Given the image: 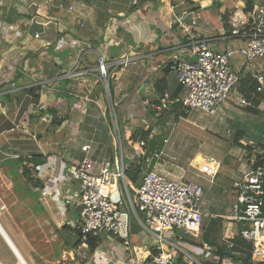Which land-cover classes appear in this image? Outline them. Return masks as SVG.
Listing matches in <instances>:
<instances>
[{
    "label": "crops",
    "instance_id": "1",
    "mask_svg": "<svg viewBox=\"0 0 264 264\" xmlns=\"http://www.w3.org/2000/svg\"><path fill=\"white\" fill-rule=\"evenodd\" d=\"M56 1L73 5L75 16L84 23V27H79L72 17L60 14L59 23L64 28V33H59L56 26L49 25L45 29L31 26L22 34L18 29L24 28L27 16L17 12L16 8L5 6L2 9L7 15L6 24L9 29L0 31V166L18 163V175L30 188L28 195L34 198L39 194L35 212L39 210L38 214L44 218L43 224H48L51 228L48 230L50 241H56L55 245L51 246L56 253L55 258L49 259L66 260L68 255L71 260H80L81 258L74 254L78 246L76 227L79 214L76 209L64 205L63 194L77 188V183L66 174L68 168L77 165L85 157L81 147H89V157L97 170L103 161L113 160L116 156L123 157V144H126L127 133L151 131L148 140H152L154 137H161L156 133L159 127L169 131L171 135L173 126L180 120H186L191 114L183 110L186 116L176 120L172 114L176 106L172 110L164 109L159 115L155 110L164 93L171 96L185 94V89L178 85L175 75L169 69V63L174 56L183 55L188 59L190 57L183 32L175 23V17L184 16L187 23L194 20L196 34L206 39L212 50H236L245 42L242 38L229 37L225 24L228 13H235L239 19L249 17L264 0ZM14 31H18L17 38ZM35 32L41 34L40 39L33 38ZM11 36L13 42L10 40ZM79 50L82 53L81 61L75 63ZM2 56L9 58V63H2ZM126 56L130 61L120 71L116 62ZM100 58L106 67L107 79H103L98 71ZM261 62V59L255 61L256 69H259ZM230 64L231 69L239 75V82L231 97L217 112L227 117L229 111L243 108L249 111L247 114H252L251 119L258 114L264 115V92H257V83L246 71L244 59L235 55ZM118 88L121 92H117ZM122 94H126V97L122 98ZM242 99L249 103V106L241 105ZM120 119L123 122V135L119 130ZM239 133L242 139L235 144L236 147L251 149L253 153L254 150L264 153L262 146H256L244 132ZM164 140H167L166 144L154 143V148L149 150L148 142L138 138L136 147L138 148L137 144L140 142L143 143L142 147L135 148V158L129 155L122 160L125 167L130 162L137 163L142 155L149 158L152 153L162 151L161 160L145 163L147 170L144 169L142 175L154 169L171 180L194 182L188 173L164 159L167 157L164 151L170 136H166ZM231 156L234 157V154ZM252 157L253 154L245 164L240 161V164L226 161L234 167L229 176L231 189L221 187L218 196L225 197L230 207L221 210L210 200H204L202 207L205 227L211 224L214 228L222 229L221 240H228L226 243L232 244L233 248L237 246L235 252H225L223 257L210 255L207 257L209 260H205V254L201 253L202 245H211L216 249L217 247L202 239L200 229L196 233L191 231V234H187L194 242L185 240L179 233L181 230H173L169 233L170 238L166 237V240L169 243L168 249L175 253L178 261H182L186 253L205 263L229 264L227 262L231 261L230 258L241 260V256H244L248 249L250 258L247 255L244 257L251 264L258 263L251 259L252 246L250 250L247 248V245L251 244L244 245L238 241H242L238 236L242 225L229 220L231 206L235 201L234 184L240 180L249 161L256 160L255 155ZM172 159L176 160V157L173 156ZM206 159L208 161L204 163ZM224 162L198 152L193 155L192 160L189 159L188 166L198 171L201 165L219 164L216 177L212 181L209 179V183L213 184ZM172 168L178 171L175 173ZM197 175L196 173L195 176L198 177ZM3 177L6 178L4 175ZM7 180V184L11 185L9 178ZM35 183L37 186H34ZM125 184L122 181L118 184L119 190L120 186L123 188L119 193L122 199L129 193L130 182L126 178ZM129 195L131 196L130 193ZM211 195L210 192L207 193V197L212 198ZM7 203L1 195L0 251H5L10 257L14 256L18 264L20 261L25 262L24 264H34L32 257L26 254L18 225L16 222L12 223L11 218L15 211L9 208ZM20 210L25 211L24 208ZM31 211L27 210V213ZM211 220L215 222L211 223ZM133 224L138 230L144 229L134 219L131 220L130 227ZM138 234L140 246H132L131 237L137 233L130 234L131 249L138 257H143L150 254V249L143 244L147 242L143 232ZM222 234L220 232V236ZM6 237L23 260L20 257L17 259ZM230 240L238 245L234 246ZM183 245L191 250H186ZM154 246L156 248V243ZM95 248L101 250V243ZM101 251L117 264L128 260L122 259L124 252H127L123 246L116 255L118 261L121 259L120 263L111 257L109 249ZM125 257L127 258V253ZM213 257L216 258L215 261ZM91 260L92 256L89 254L86 262Z\"/></svg>",
    "mask_w": 264,
    "mask_h": 264
},
{
    "label": "built area",
    "instance_id": "2",
    "mask_svg": "<svg viewBox=\"0 0 264 264\" xmlns=\"http://www.w3.org/2000/svg\"><path fill=\"white\" fill-rule=\"evenodd\" d=\"M5 6L16 8L17 12L27 16L24 28L18 29L22 34L31 26L45 29L49 25L56 26L59 33H64L65 30L59 23L60 14L72 17L79 27H84V23L75 16L74 6L61 1L0 0L1 32L9 29L6 24L7 15L2 12ZM175 23L183 32L190 57L188 59L183 55L174 56L169 63V69L175 75L178 85L185 89V94L171 96L164 93L155 107L158 115L164 109L172 110L175 106H181L186 113L197 111L215 116L239 82V75L231 69L230 64L235 55L244 59L246 71L257 83V92H264V1L249 17L239 19L235 13H228L225 24L229 37L242 38L245 42L236 50H212L207 40L196 34L194 20L187 23L184 16H179L175 17ZM17 32L14 31L16 38ZM40 36L39 32L33 34L35 40L40 39ZM10 40L13 42L12 36ZM81 56V51H77L75 63L81 61ZM258 59L262 62L259 69H256L254 63ZM8 60L6 56L1 57L4 64L9 63ZM129 61L130 58L126 56L116 62V67L122 71ZM98 71L103 79H107L108 74L101 58ZM117 92H121V89L118 88ZM124 97L126 94H122V98ZM240 104L249 106L243 99ZM166 143L167 140H164L163 144ZM142 144L140 142L137 145L142 147ZM81 151L85 157L77 165L68 168L66 174L77 183V188L63 194L64 205L76 209L79 214L76 227L79 244L74 250L76 256L86 261L91 254L92 260L89 264H117L112 262L105 252L98 248L90 250L86 246L90 239L107 235L119 239L127 251L128 260L120 264H205L177 247L185 254L183 260L178 261L175 253L168 251L169 243L165 237L173 230L191 234L192 229H200L204 206V189L201 185L190 181L171 180L153 169L142 175L134 198L126 191L129 200L127 204L121 198L118 187L120 181L125 184L126 167L121 157L103 161L96 170L95 163L89 157V147L82 146ZM254 151L255 156L263 154V151ZM162 157L163 153L160 151L152 153L149 158L144 157V160L145 163H150L152 160L159 161ZM255 162V159L249 161L240 180L234 184L235 201L231 206L229 220L242 225L238 236L251 244V259L264 263V170L262 167L255 168ZM218 168L219 164L215 163L201 165L197 176L202 174L210 177L212 181ZM131 217L153 235L156 241L155 249L159 252L157 255L138 257L131 249ZM228 248L232 249L233 245L228 244ZM201 250L205 254V260H209L207 257L218 252L215 247L207 244L202 245ZM213 258L215 261L216 258Z\"/></svg>",
    "mask_w": 264,
    "mask_h": 264
},
{
    "label": "rangeland",
    "instance_id": "3",
    "mask_svg": "<svg viewBox=\"0 0 264 264\" xmlns=\"http://www.w3.org/2000/svg\"><path fill=\"white\" fill-rule=\"evenodd\" d=\"M233 91H231L229 98L233 94ZM189 116L186 120H180L178 123H176L173 126V131L171 135H169V131H165L162 128L157 127L158 135L161 136L157 137L156 140L158 143H161V139L163 140L166 138V136H170V141L168 146L165 148V154L167 157H164V159L170 161V163L173 166H176L177 168H180L181 170H184L185 173H188L190 177H192V180L194 182H197L201 185H203L204 189V200H210L213 205L218 206L221 210H227L230 205L229 201L226 200L225 197L218 196L220 194V188L221 187H227L231 189V182L229 180V176L231 171L233 170V166L227 163L226 161H231L235 163L241 162V164H245L246 160L249 159V157L254 153L251 152V149H239L236 147V145L233 143V140L237 136L239 132H244L252 141L253 143L260 147L262 146L264 148V115L258 114L255 115L254 118L251 119V115L247 114L249 111H246L245 109H237L235 108L233 111H229V114L227 117L223 116L220 113H216L215 116H209L205 113H200L197 111L190 112ZM118 119V117H117ZM164 126V121L162 119ZM120 134L123 135V122H121L120 119V125H119ZM248 142V141H247ZM246 143V142H245ZM248 145V144H247ZM248 147V146H246ZM259 149V148H258ZM261 150V149H259ZM258 151V150H257ZM202 152L206 156H213L214 159L225 161L220 169V173L215 179V183L211 184L209 183L210 177L205 175H200L198 177L195 176V174H198V171L195 168L188 166L189 159H193V155L195 153ZM123 157L121 159H125L127 156H135L136 157V149L130 148L127 146V144H123ZM231 154H234V157L231 156ZM175 156L176 160L172 159V157ZM134 157V158H135ZM252 157V158H253ZM240 161V162H239ZM169 163V165H170ZM170 168V167H169ZM173 171L176 173L178 170L176 168H172ZM147 170V167H145V170ZM19 174V165L18 163H12V164H5L0 166V196L4 197L7 205H9V208H13L15 211V214H13V217L11 218L12 223H15L18 225V232L21 235V238H23V244L24 249L26 251V254L29 257H32L34 264H89L83 259H77V260H71V258L67 255L66 260H57L53 261L55 258L54 251L52 250L51 246L55 245L52 241H50L49 238V225L44 223V218L38 214L39 210L35 212L36 203L38 196H35L32 198L29 196V186L28 183L20 178ZM6 176V178L3 177ZM195 176V177H194ZM12 182L11 185L7 184L8 180ZM215 178V177H214ZM121 192L123 191L122 186H120ZM119 190V193H120ZM210 192L212 195V198L209 196L207 197V193ZM132 198H134V195H132ZM124 202L129 204L128 196L126 195V198L124 196ZM135 202V201H134ZM211 204V205H212ZM20 208H24L25 211L20 210ZM65 208V207H63ZM17 209V210H15ZM27 210H32L30 213H27ZM38 214V215H37ZM136 225H132V227ZM51 229V228H50ZM143 232V237L147 238V242L143 243L147 246V248L151 250L155 249V238L152 234L147 232L144 229H139L135 232L137 235L131 237L132 238V246H140V239H139V232ZM193 233H196L197 230L192 229ZM23 235H22V233ZM63 232H67L63 230ZM172 232V231H171ZM170 232V233H171ZM212 232H215V236L210 235L209 244H214V246L219 248L221 250L227 253H234L236 250L235 248H228V240L223 241L221 240L222 229L215 228L212 229ZM221 232V236H220ZM181 235H184L185 240H188L189 242H194V240L190 237L185 235L183 232L179 231ZM63 234V233H62ZM134 233H132L133 235ZM182 235V236H183ZM65 236V235H64ZM67 237V236H66ZM165 237H169V233L165 235ZM58 241V240H57ZM242 244H246L248 242L244 240H238ZM60 242V241H59ZM233 242V240L229 241ZM53 243V244H52ZM207 243V242H206ZM234 246L235 244L238 245L236 242H233ZM244 244V245H245ZM122 242L119 241L117 238L102 235L101 236V250H107L109 249L112 254V258L115 261H118L117 258V252L121 249ZM183 247L190 251L188 247L183 245ZM235 249V250H234ZM138 254L140 253V250L138 249ZM168 251L172 253L171 249L169 248ZM5 252V251H4ZM2 253L0 251V264H18L17 260L14 256H8V254ZM126 254V252H124ZM201 253H203L201 251ZM122 257V259L127 260V258ZM248 255V249L244 252V256ZM244 256H241V260H234V258H230L231 261H226L229 264H251L248 262V259ZM53 258V259H49ZM246 259V260H245ZM222 260V259H221ZM121 262V259L119 258L118 263ZM124 262V261H123ZM202 263H204L202 261ZM217 264V263H212ZM221 264V263H220ZM254 264H262V263H254ZM264 264V263H263Z\"/></svg>",
    "mask_w": 264,
    "mask_h": 264
},
{
    "label": "trees",
    "instance_id": "4",
    "mask_svg": "<svg viewBox=\"0 0 264 264\" xmlns=\"http://www.w3.org/2000/svg\"><path fill=\"white\" fill-rule=\"evenodd\" d=\"M258 95V94H257ZM172 114H174L175 119L177 120L180 117H185L186 114L184 113L183 109L181 108V106H176V108H174V110L172 111ZM150 132L151 131H145V132H140V133H127V139H126V144L128 147L130 148H136V142L138 140V138H140V140L144 141V142H148V145L150 146L149 150H152L154 148V143H158V141L156 140V137L152 138V140H148V137L150 136ZM161 138V137H160ZM242 139V135L237 134V136L234 139V144H237L238 141H240ZM161 145L163 144V140L161 139ZM148 150V148H147ZM144 156L142 155L141 158L139 159V161L136 162H130L128 163L124 174H125V178L130 182V185H128L129 188V193L132 195H134L136 187L139 185L141 177H142V172L145 169V160H144ZM255 168L256 167H262L264 170V153L263 155H259L256 156V162H255ZM34 186H37V183H35ZM131 220H133V217H131ZM214 220H211V223H214ZM134 225V224H133ZM212 229L214 230V226H212L211 224H208V227H205V225L203 224V221L201 223L200 226V230L202 231V239L207 242L210 243L209 237L210 235L215 236V232H212ZM138 230L137 226H131L130 227V234L134 233ZM183 235V234H182ZM187 235V234H186ZM184 236V235H183ZM189 236V235H187ZM191 237V236H190ZM192 238V237H191ZM185 239V238H184ZM193 239V238H192ZM101 243V238H95V239H90L87 243L86 246L93 250L96 246H98ZM79 244V241H77L76 245ZM212 245H214L212 243ZM247 248H249V250L251 249V245H247ZM159 252L156 249H152L151 250V255L155 256L157 255ZM224 251L221 250L219 248L218 252L216 253V255H218L219 257H223L224 255ZM248 258H250L249 255H247ZM205 264H209L208 262H206Z\"/></svg>",
    "mask_w": 264,
    "mask_h": 264
},
{
    "label": "water",
    "instance_id": "5",
    "mask_svg": "<svg viewBox=\"0 0 264 264\" xmlns=\"http://www.w3.org/2000/svg\"><path fill=\"white\" fill-rule=\"evenodd\" d=\"M7 238V237H6ZM7 242H8V244L11 246V249L13 250V252H14V254H15V256L17 257V259H18V257H20L21 258V256H20V254L18 253V251L15 249V247L11 244V242L9 241V239L7 238ZM22 259V258H21ZM23 260V259H22ZM174 263L176 262V259H174V261H173ZM25 263V262H24Z\"/></svg>",
    "mask_w": 264,
    "mask_h": 264
},
{
    "label": "bare ground",
    "instance_id": "6",
    "mask_svg": "<svg viewBox=\"0 0 264 264\" xmlns=\"http://www.w3.org/2000/svg\"><path fill=\"white\" fill-rule=\"evenodd\" d=\"M207 161H208V160L206 159V161H204V163H206ZM201 164H203V163H201ZM201 164H200V165H201ZM20 264H24V263H22V261H20Z\"/></svg>",
    "mask_w": 264,
    "mask_h": 264
}]
</instances>
